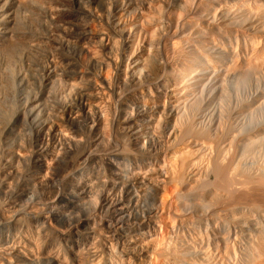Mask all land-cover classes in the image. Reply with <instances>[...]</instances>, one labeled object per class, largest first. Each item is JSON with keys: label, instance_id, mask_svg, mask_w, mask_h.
Returning <instances> with one entry per match:
<instances>
[{"label": "bare ground", "instance_id": "obj_1", "mask_svg": "<svg viewBox=\"0 0 264 264\" xmlns=\"http://www.w3.org/2000/svg\"><path fill=\"white\" fill-rule=\"evenodd\" d=\"M11 1L14 3L3 6L0 0V53L1 46L15 37L12 32L22 23H17V18L22 19L17 17L21 15L15 16L14 12L19 13L15 9L21 8L24 13L44 3ZM57 1V8H44V4L40 21H52L58 45L105 38L97 31L88 32L85 21L102 18L88 3L106 6L107 0ZM109 3L110 26L123 43L117 73L124 93L122 99L118 97V113L112 119L103 106V85L94 79L85 81L86 72L79 73L77 67L62 68V64L58 69L66 68L64 71H48L37 65L40 68L34 75H38L39 89L30 101L16 102L15 82L28 80L29 73L25 76L21 71L14 72L9 64L12 58L7 60L6 53L0 56V136L11 139L4 142L5 163L0 159L7 167L2 166L7 171L2 170L3 174L16 179L12 181L15 184L26 179L25 171L41 169L37 176L32 174L33 169L29 171L32 176L25 174L31 182L27 181L26 186L23 182L20 187L16 183L15 189L7 183L8 177L0 179V194L9 202L15 197L18 202L34 199L44 203L41 207L35 203L36 209L26 206L21 213L16 210L8 218L4 216L6 219L0 222V264H41V260L42 264H101L104 254L99 253V259L95 253L96 259L91 260L87 250L88 261L80 251L73 255L74 263L52 255V249L48 251L51 240L46 241L42 233L47 231L43 229L38 236L46 240L43 237L39 241L41 237L37 240L34 235L35 240L32 234L27 237L29 228L25 241L19 238L25 219L31 224H50L55 211L69 231L79 236L92 227L84 207L92 204L95 195L99 199L95 211L106 215L100 222L106 242L102 240L103 247H92L104 248L109 264H264V0ZM118 14L121 18L115 20ZM71 56L74 53L70 52ZM96 57H92L90 68L104 70V62ZM65 59L67 64L73 61ZM108 126L121 130L131 148L109 150L113 153L103 159L105 172L93 170L90 176L79 174L77 178L79 165L94 155L89 148L84 152L86 144L99 145ZM26 148H30V154ZM82 148L84 155L70 159L73 151ZM123 162L129 163L125 166L128 169L122 170ZM19 164L24 166L21 171L26 168L22 173ZM157 201L161 203L159 211L155 208ZM53 230L50 228L52 234ZM61 232L55 231L58 236ZM95 250L88 254L102 251Z\"/></svg>", "mask_w": 264, "mask_h": 264}, {"label": "rangeland", "instance_id": "obj_2", "mask_svg": "<svg viewBox=\"0 0 264 264\" xmlns=\"http://www.w3.org/2000/svg\"><path fill=\"white\" fill-rule=\"evenodd\" d=\"M108 1V3L106 4V6L104 5V4H102V3H88V4H90V8L95 12V13H97L98 15H100V17H102L101 18V20L99 21L98 19H97V22L99 23H97L96 22V19H94L93 21H91V20H88V22L87 21H85L86 22V24H87V30H88V32H90L91 34H100V35H104V39H100L99 40V36H97V38L95 37V39H93V40H91V41H88L87 42V40L86 41H76V40H72L73 42H70L69 43V46H64V47H61L60 45H58V43H57V41H58V38L56 39L55 37L57 36L56 34H54V32H55V28H54V26H53V23H52V21L50 20V19H47V18H44L43 20H41L40 21V18H42V16H43V12H44V8H53V7H51L52 5L55 7V8H57L56 6H58V7H60L58 4H60L57 0H41V3L42 2H44V3H42L41 5L40 4H38V5H36V9L37 10H33L32 8H31V10H33V11H31V10H26V11H24V13H22L23 12V9L21 10V8L20 9H15V8H13V10L15 9L16 11H19V13L17 12H14V14H15V16H17V15H21V16H17V17H19V19H22V20H18V18H17V23L18 24H20L21 22L20 21H22V23L24 24H22L21 23V25H19L20 27L22 26L23 28H21V31H20V27H19V29H18V27H16L17 29L15 30V29H13L12 31H14L15 30V33H13L12 32V35L13 34H16L15 35V37H11V39L10 40H8V43L6 44V43H4L3 45V47L1 46V48L3 49V50H1V51H3L2 53H6V58H7V60H10V58H12L11 60L13 61V62H11V60L9 61V64H10V68L12 69H14L13 71L14 72H16V73H18L19 72V74H20V71L22 72L21 74L22 75H28V73H29V75L28 76H30V77H28V80L26 79V80H24L23 82H18V81H16L15 82V87H17L18 89H17V93H16V98H14V100L17 102V101H20L21 103H24L25 101L26 102H28V100L30 101L31 100V97L33 96V93H35V92H37V90L39 89L38 88V81L36 80V78H37V76H35L36 74H37V72H38V70H39V66L41 65V68L42 67H44L45 66V68H48L47 70L48 71H51L53 68H57L56 69V71H61V69L62 68H64V67H67V68H69V67H77L76 68V70H78V72L79 73H82V74H84L85 72V74H84V76L86 75V76H88V78L85 76L84 77V79H85V81H88L89 83L90 82H92V81H94V80H96V81H94V82H96V83H98L99 85H103V90H102V94H103V98L105 97V99H103V106L105 107L104 109H106L105 110V112H106V115H107V117L109 118V119H112L114 116H116L117 115V113H118V105H119V103H120V99H118V97L119 98H121L122 99V95H123V93H124V86H123V84H122V82L120 81V78H119V75H118V60H120V57H121V54H122V51H123V43H122V40H121V38L118 36V35H115L114 33H113V31H112V28H111V22H110V20H111V14H109L110 13V11L108 10L109 8H110V6H109V4L111 5V3H109V2H112V1H114V0H107ZM49 2V3H48ZM57 2V3H56ZM2 3L4 4H1V5H3V6H7V5H11L12 3H14L13 1H11V0H2ZM49 5H48V4ZM51 3V4H50ZM44 4H46V6L44 7ZM16 5V4H15ZM51 5V6H50ZM107 7L106 9H105V7ZM39 7V8H38ZM42 7H44V8H42ZM67 8V7H66ZM68 9H71L72 10V7H70V6H68ZM38 10H40V11H42V13L40 12H38ZM46 10V9H45ZM21 11V12H20ZM28 11H29V13H28ZM35 11H37V12H35ZM27 14H26V13ZM108 12V13H107ZM24 14H26V15H24ZM28 14H29V16H28ZM32 14V15H31ZM35 14V15H34ZM41 14V15H40ZM110 15V17H108V15ZM22 15H24V16H22ZM34 15V16H33ZM37 15V16H36ZM33 18H31V17ZM36 16V18H34ZM21 17V18H20ZM30 19H29V18ZM39 19H38V18ZM106 17V18H105ZM27 18V19H26ZM107 18H109L108 20H107ZM121 18V15L119 16V14L115 17V20H119ZM23 19H25V21L23 20ZM33 20V22H32V20ZM37 19V20H36ZM30 20H31V22L33 23H31L30 22ZM34 20H35V24H34ZM47 22H46V21ZM37 21H38V23H37ZM49 21V22H48ZM69 21V20H68ZM110 23H109V22ZM91 22V23H90ZM45 23V24H44ZM47 23V24H46ZM51 23V24H50ZM61 24H63L62 22H60ZM108 23V24H107ZM37 24V25H36ZM29 25H30V27H29ZM34 27H33V26ZM44 25H50V26H48V28L45 26L44 27ZM18 26V25H17ZM24 26H25V28H24ZM36 26V27H35ZM51 26H53V27H51ZM89 26V27H88ZM41 27V28H40ZM51 27V28H50ZM39 28V29H38ZM50 28V29H49ZM54 28V29H53ZM24 29V30H23ZM35 29H37V30H35ZM23 30V31H22ZM28 30V31H27ZM16 31H19V33H20V35H19V33L18 32H16ZM27 31V32H26ZM98 33H97V32ZM43 32V33H42ZM103 32V33H102ZM111 32V33H110ZM25 35H23V34ZM56 33V32H55ZM19 35V37L21 38L22 37V40H20V38H19V40H20V42H19V40H17L16 41V37L18 38V35ZM28 34V35H27ZM31 34H32V36H31ZM44 34V35H43ZM28 36L30 37V38H28ZM55 36V37H54ZM113 36V37H112ZM24 37V38H23ZM26 37H27V39H26ZM32 37V38H31ZM35 37H37V38H35ZM54 37V38H53ZM109 37V38H108ZM38 38L40 39L39 41H38ZM34 39H35V41H34ZM37 39V40H36ZM56 39V40H55ZM97 39V40H96ZM48 42H47V41ZM41 41V42H40ZM16 43V44H14V43ZM33 43V45L31 46V44ZM38 42V43H37ZM41 44H40V43ZM31 43V44H30ZM53 43H55V44H53ZM121 43H122V45H121ZM6 44V45H5ZM13 46H12V45ZM28 47H27V46ZM82 45V46H81ZM41 46V47H40ZM43 46H44V48H43ZM35 47V48H34ZM51 47V48H50ZM67 47H69L68 49H66ZM21 48V49H20ZM31 48V49H30ZM5 49V50H4ZM18 49V50H17ZM33 49H34V51L35 52H33ZM64 51H63V50ZM121 49H122V51H121ZM8 50V51H7ZM22 50V51H21ZM17 51H19V52H17ZM25 51V52H24ZM28 51V52H27ZM50 51V52H49ZM91 51H92V54H91ZM9 54H8V53ZM55 52V53H54ZM64 52V53H63ZM71 52V53H74V56H71V58L69 57V53ZM90 52V53H89ZM119 52L121 53V54H119ZM2 53H0V56H1V54ZM61 53H63V56H61ZM93 53H95V54H93ZM20 54H22V55H20ZM26 54H27V56H26ZM40 56H39V55ZM14 55V56H13ZM24 55V56H23ZM34 55H36V56H34ZM49 55V56H48ZM120 55V56H119ZM38 56V57H37ZM58 56V57H57ZM98 57V59L100 58V60L101 61H103L104 62V64H105V66L106 67H104V70L103 69H100L99 67H97V68H93V69H91L90 68V61H92V57ZM23 57V58H22ZM50 57V58H49ZM64 58V61L66 60L65 59V57L68 59V60H70V59H72L73 61H68V63L70 64H67L66 63V61L65 62H63V58ZM96 57V58H97ZM14 58H16V59H14ZM62 58V59H61ZM42 59V60H41ZM47 61H46V60ZM16 60H17V62H16ZM35 60V61H34ZM52 60V61H51ZM62 60V61H61ZM29 61V62H28ZM32 61V62H31ZM61 61V62H60ZM53 62H55L54 64H53ZM31 63V64H30ZM32 63H34V64H32ZM42 63V64H41ZM14 64V65H13ZM23 64V65H22ZM59 64V65H58ZM62 64V65H61ZM65 64H66V66H65ZM37 65H39V66H37ZM55 65H57V67L55 66ZM60 65H61V69H58L59 67H60ZM72 65V66H71ZM37 66V67H36ZM50 66V67H49ZM59 66V67H58ZM69 66V67H68ZM23 67V68H22ZM28 68V69H27ZM35 69V71H34V69ZM38 68V69H37ZM52 68V69H51ZM31 69V70H30ZM37 69V70H36ZM51 69V70H50ZM66 69V68H65ZM64 69V70H65ZM16 70V71H15ZM25 71L26 73H23V71ZM54 70V69H53ZM52 70V71H53ZM63 69H62V71H64ZM18 71V72H17ZM35 72H36V74H35ZM118 72V73H117ZM91 73L93 74V75H91ZM35 74V75H34ZM88 74V75H87ZM25 75V76H26ZM33 76V77H32ZM94 76H95V78H94ZM35 77V78H34ZM93 77V78H92ZM33 78V79H32ZM88 80H87V79ZM30 79V80H29ZM35 79V80H34ZM91 79V80H90ZM92 79H94V80H92ZM106 80V81H105ZM115 80V81H114ZM120 82H119V81ZM27 81V82H26ZM28 81L30 82V81H32V82H30L29 84L33 87V89H32V87H30V85L29 86H27L28 85ZM36 82H37V84H36ZM93 82V83H94ZM100 82V83H99ZM110 83V84H109ZM33 84V85H32ZM36 86H35V85ZM118 86H117V85ZM23 85V86H22ZM109 86V87H108ZM112 86V87H111ZM37 87V88H36ZM20 88V89H19ZM114 88V89H113ZM25 89H26V91H25ZM37 89V90H36ZM119 89V90H118ZM28 90V91H27ZM20 91V92H19ZM35 91V92H34ZM25 92H27V93H24ZM105 92V93H104ZM29 93V94H28ZM31 93V94H30ZM21 95H23V96H21ZM29 95V96H28ZM118 95V96H117ZM31 96V97H30ZM17 99V100H16ZM24 99V100H23ZM22 100V101H21ZM112 101V102H111ZM113 103V104H112ZM117 104V105H116ZM106 105V106H105ZM111 106V107H110ZM107 107H108V109H107ZM117 112V113H116ZM117 129V128H116ZM114 130V128L112 129L111 127H110V129H109V126H108V128H107V130L105 131L106 133L104 134V135H108L107 137L109 138H107L106 136L103 138V140H102V142L99 144V145H97V146H92V145H90V144H86L87 146H85L86 148L84 149V152H85V150H87L88 148H89V151L90 152H92L93 154H91V155H93V156H91V157H89V158H87L86 159V161H87V164H86V161H84L85 162V164L84 163H82V164H80L79 165V167L77 168V172L75 171V174H76V176H77V178H79V174H80V176L81 177H86L87 176V174L88 173H90V174H88V176H90L92 173H93V170H97V171H100V172H105V169L103 168V167H105V166H103V159H106L107 158V155H109L110 154V151H115L116 149H122V150H125V149H130L131 148V146L128 144V141H125L126 140V137H125V135H122V131L121 130ZM108 131H109V133H108ZM111 131V132H110ZM118 132H121V133H118ZM24 133H22L21 135H23ZM120 134V135H119ZM78 135H80L81 136V134H79L78 133ZM23 136H25V134L23 135ZM115 137V138H114ZM120 137V138H119ZM125 139H123V138ZM107 138V139H106ZM122 138V139H121ZM0 139H3L1 142H0V157H2V158H0V159H2L3 161H2V163H5L4 162V157L5 158H7L5 155V153L3 154V151H4V148L3 147H5L4 146V142L8 139V140H11L10 139V137L9 136H6V135H2V138H1V136H0ZM105 139V140H104ZM117 139V141H116V143L114 142L115 140ZM121 139V140H120ZM109 140H112V141H109ZM104 141V142H103ZM106 141V142H105ZM119 141V142H118ZM111 144H110V143ZM113 142H114V144H113ZM121 142V143H120ZM124 144H123V143ZM108 143V144H107ZM2 144V145H1ZM105 144V145H104ZM116 144H118V145H116ZM111 147H110V146ZM114 145V147H112ZM123 145V146H122ZM117 146V147H116ZM92 147V148H91ZM94 147V148H93ZM116 147V148H115ZM119 147V148H118ZM81 148V147H80ZM79 148V149H80ZM107 148H109V149H107ZM79 149H77L76 151H73L69 156H71L70 157V159H73V160H76V158H79L80 156H82V155H84L85 153L82 151L83 150V148L81 149V151L79 150ZM93 149V150H92ZM96 149V150H95ZM112 149V150H111ZM2 150V151H1ZM26 150H27V152L30 150V148H26L25 149V152H26ZM79 150V151H78ZM110 150V151H109ZM78 151V152H77ZM88 151V150H87ZM96 151V152H95ZM80 152V153H79ZM29 153V152H28ZM27 153V154H28ZM113 152H111V154H112ZM30 154V153H29ZM79 154V155H78ZM98 154V155H97ZM107 154V155H106ZM110 154V155H111ZM2 155V156H1ZM96 155H97V157H96ZM103 155H104V157H103ZM109 155V156H110ZM26 156V155H25ZM77 156V157H76ZM108 156V157H109ZM92 157L93 158H95V159H92ZM106 157V158H105ZM91 158V159H90ZM92 160V161H91ZM94 160V161H93ZM1 161V160H0ZM102 161V162H101ZM2 163H0L1 165H0V170L2 171H6V169L5 168H3V167H6V166H4L5 164H2ZM124 163H127V164H124ZM124 164V165H123ZM123 164H121V166H123L122 168H125V169H122L121 168V166H120V169H122V170H126V169H128V167L126 168L125 166L126 165H128L129 163L128 162H123ZM14 165H15V163H14ZM3 166V167H2ZM129 166V165H128ZM18 167H19V173H20V171H21V169H22V167H24V166H21L20 164L18 165ZM83 169H82V168ZM102 169H101V168ZM7 168V167H6ZM38 170H37V169ZM81 168V169H80ZM94 168V169H93ZM34 171H33V170ZM31 169V171L30 170H27V171H25V172H27V173H25L24 172V177L27 179H24V180H22V179H20V181L22 182V183H20V181L18 182V181H16L15 182V184L16 185H18V183L20 184V185H18V187H20V186H22L24 183H26L27 181L28 182H31V181H29V179L30 180H32V178H28V177H26V176H29V174H30V176H32L31 175V173L30 172H32V174L35 176H37L38 175V172H40V168H38V167H35V169L34 168H32ZM23 170H26V168H24ZM23 170L21 171V173L23 172ZM82 170V171H81ZM89 170V171H88ZM103 170V171H102ZM2 171V173L0 172V174H1V176H0V179H4V178H7V179H9V176H7L6 174H5V176H4V172ZM30 171V172H29ZM36 171V172H35ZM81 171V172H80ZM7 172V171H6ZM69 172V171H68ZM92 172V173H91ZM29 173V174H28ZM37 173V174H36ZM67 172H65V174H66ZM3 174V175H2ZM25 174H26V176H25ZM28 174V175H27ZM83 175V176H82ZM4 176V177H3ZM75 176V177H76ZM7 179H5V180H7ZM13 180H16V179H12V180H7V183H9L10 184V186L11 187H13L14 189L15 188H17V186H15V184L14 183H12V181ZM11 181V182H10ZM24 182V183H23ZM13 185V186H12ZM26 185H28V183H26L24 186H26ZM36 192H38V191H36ZM96 196V195H95ZM95 196H94V198H93V202H92V204H85V205H89L88 207H84L85 208V210H86V214L88 213V217H90V220H92L91 221V223L90 224H92L91 226V228L90 229H88V230H84V231H82V233L84 232V234H80L79 236H76L75 234H72L69 230L70 229H68L69 227L67 226V223L63 220V218L61 217V215L58 213V212H56L55 211V213H52L51 215H53V216H51V220H50V224H48V223H46L45 225L44 224H42L41 222H34L33 223V221H32V224H31V221L30 220H28V219H25V222H23L24 220H22V222H23V228H22V231H23V235L25 234L26 235V233L29 231V234H28V236L27 237H29L31 234L33 235V237H32V235L30 236L31 238H33V239H35L36 240V236H38V233L40 232V230L42 231V229H43V231L45 230V231H47V232H44V233H42L45 237H47L48 239L46 240V238L44 237V236H38V238H37V240L39 239V237H41L40 238V240L39 241H41V239L44 237V239L48 242V241H50L49 243H48V245H49V249H48V251L50 250V249H52V255H55L56 254V256L58 257V256H60L61 258L60 259H64L67 263H74L75 261H76V256H73V255H75V254H77L79 251V254H80V256L81 257H83L84 258V260L89 256L90 257V255L92 256V258H91V260L93 259V260H95L96 258L94 257V254L96 253L97 255L99 254L100 256H101V254L103 253L104 255H102V257L104 256V260L102 259V261L101 260H99V262L101 263H105V264H109V261L107 260L108 258V255H107V253L105 252V250L103 251V249L104 248H101V247H103L102 245H103V241L104 242H106V240H105V232L103 231L102 232V230H105L103 227V225H102V227H101V223H102V220H104V218L106 219V215L105 214H103V213H100L99 212V210H97L96 209V211H95V208H94V206L96 205L95 204V202L96 203H99V199L98 198H95ZM97 197V196H96ZM7 198V199H6ZM12 198V200H10V202H9V198L8 197H4L2 194H0V201H1V204H0V222L2 221V220H4V219H6V217L8 218L10 215H12V211H14V213H15V211L16 210H18V211H16V212H19V213H21L23 210H25V208H26V206H31V207H33L34 206V204L35 205H37V206H39V207H41V205L43 204L44 205V203H41V202H36L34 199H28V200H23V201H21V202H18V201H20V200H18V199H16L15 197V199L17 200H15V201H13V197H11ZM6 199V201H5V204L7 205V202H9L8 203V205L7 206H4L3 207V205H5L4 204V200ZM84 199H86V197L84 198ZM159 199V198H158ZM157 199V200H158ZM13 201V202H12ZM27 201V202H26ZM38 201V200H37ZM98 201V202H97ZM3 203V204H2ZM13 203V205L12 206H10V204H12ZM15 203V204H14ZM25 203V204H24ZM26 203H28V205H26ZM31 204V205H30ZM33 204V205H32ZM161 203H159V201H157V203L155 204V208L157 209V211H159L158 209H161L160 208V205ZM2 205V206H1ZM23 205H25V207L23 208ZM91 205H92V207H91ZM98 205V204H97ZM10 206V207H9ZM16 206V207H15ZM20 206V207H19ZM8 207V208H7ZM38 207V208H39ZM91 207V208H90ZM13 210H12V209ZM15 208V209H14ZM33 208H35V207H33ZM97 208V207H96ZM11 209V210H10ZM20 209V210H19ZM21 209H23L22 211H21ZM36 209V208H35ZM89 210V211H88ZM93 210V211H92ZM3 211V212H2ZM10 211V212H9ZM80 211V212H79ZM77 210V211H75V213L74 212H72V213H74L73 215H75V214H79V213H81V211H82V209L81 210ZM161 211V210H160ZM6 212V213H5ZM11 213V214H10ZM58 213V214H57ZM92 215H91V214ZM3 214V215H2ZM9 215V216H8ZM4 216H6V217H4ZM56 216L57 217H60V218H56ZM2 218V219H1ZM23 218V217H22ZM53 218V219H52ZM93 218V219H92ZM159 218H160V215H159ZM163 218V216L161 215V220H163L162 219ZM57 219V220H56ZM101 219V220H100ZM159 219V220H160ZM29 221V222H27V221ZM56 220V221H55ZM61 220V221H60ZM52 221H54V222H52ZM94 221H95V224H93L94 223ZM27 222V223H26ZM59 222V223H58ZM62 222H63V225H62ZM101 222V223H100ZM36 223V224H35ZM57 225V226H60L59 228L58 227H55V225ZM28 224V225H27ZM59 224V225H58ZM66 225V226H65ZM95 227H94V226ZM99 225V226H98ZM41 226V228L39 229V227ZM47 226H49V227H47ZM51 226H54V227H51ZM61 226H62V228H61ZM96 226H97V229H96ZM27 227V228H26ZM38 227V228H37ZM101 227V228H100ZM28 228H29V230H28ZM46 228V229H45ZM48 228V229H47ZM50 228L53 230V234L55 233V231H58V232H61L63 229V231L61 232V233H59V236L58 235H56V233L53 235L52 234V231L50 232ZM56 228V229H55ZM66 228V229H65ZM93 228V229H92ZM58 229H61V231L60 230H58ZM99 229H100V233H102V234H100L98 231H99ZM38 230V231H37ZM95 230V231H94ZM65 231H66V233H65ZM67 231H69L70 232V234H69V232L67 233ZM94 231V232H93ZM159 231V230H158ZM37 232V234H35ZM63 232L65 233L64 234V236H63ZM86 232V233H85ZM91 232V233H90ZM98 232V233H97ZM39 234H41V233H39ZM49 234H51V236L49 235ZM71 234H72V236H71ZM87 234V235H86ZM92 234V235H91ZM22 235V232L20 233V236H22V238L19 236V238L21 239V241H25V239H23L24 237H25V235L23 236ZM34 235H36V236H34ZM62 235V236H61ZM75 235V236H74ZM68 236V237H67ZM88 236H89V238H88ZM94 236V237H93ZM59 237V238H58ZM75 237H78V238H75ZM90 237H92V241H91V238ZM88 238V239H87ZM97 238V239H96ZM102 238V239H101ZM53 239V240H52ZM54 239H55V241H54ZM77 239V240H76ZM82 239V240H81ZM43 240V239H42ZM66 240H68V241H66ZM76 240V241H75ZM87 240H89V242H91V244L87 241ZM103 240V241H102ZM59 241H61V242H59ZM78 242V243H77ZM85 244H84V243ZM93 242H95V244L93 243ZM58 243H60V245L58 244ZM72 243H75V244H73V246L71 245ZM87 243H89V244H87ZM51 244V245H50ZM92 244H93V246H96V245H98V246H101V247H92ZM59 245V246H58ZM85 245V246H84ZM89 245H91V246H89ZM73 248L74 247V250L71 248V247ZM78 246V247H77ZM51 247V248H50ZM56 247V248H55ZM59 247V248H58ZM88 247H90L89 249L90 250H92V249H96L97 248V251L99 250V251H101V252H94V253H90V254H88L89 252H93V251H96L95 249L94 250H92V251H89L87 248ZM70 248V249H69ZM82 248H84L83 249V251H85V250H87L88 251V253L85 251L84 253H83V251H82ZM86 248V249H85ZM92 248V249H91ZM59 249V250H58ZM101 249V250H100ZM72 251H73V253H72ZM82 251V252H81ZM50 252V251H49ZM65 252V253H64ZM54 253V254H53ZM59 253H60V255H59ZM63 253V254H62ZM86 253H87V257H85L86 256ZM106 253V254H105ZM65 254V255H64ZM85 254V255H84ZM62 255H64V256H62ZM69 257H68V256ZM98 255V258L100 257ZM65 256H67V257H65ZM73 256V257H72ZM74 257H75V259H74ZM87 258L88 260L90 259V258ZM101 257V258H102ZM105 257L107 258V259H105ZM101 258H99V259H101ZM86 259V260H87ZM114 259V258H113ZM87 260V261H88ZM107 260V261H106ZM114 260H116V258L114 259ZM42 263H44V260H41V264ZM101 263V264H102Z\"/></svg>", "mask_w": 264, "mask_h": 264}]
</instances>
